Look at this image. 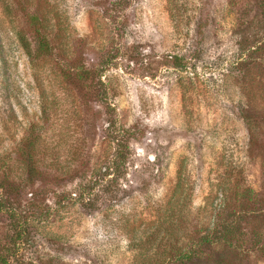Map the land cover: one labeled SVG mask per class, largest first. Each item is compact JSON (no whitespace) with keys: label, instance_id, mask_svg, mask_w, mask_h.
<instances>
[{"label":"rangeland","instance_id":"obj_1","mask_svg":"<svg viewBox=\"0 0 264 264\" xmlns=\"http://www.w3.org/2000/svg\"><path fill=\"white\" fill-rule=\"evenodd\" d=\"M0 264H264V0H0Z\"/></svg>","mask_w":264,"mask_h":264},{"label":"trees","instance_id":"obj_2","mask_svg":"<svg viewBox=\"0 0 264 264\" xmlns=\"http://www.w3.org/2000/svg\"><path fill=\"white\" fill-rule=\"evenodd\" d=\"M141 247L143 248L144 246H141ZM189 255H191V254H190V253H186L185 256H184V259H185V258H188Z\"/></svg>","mask_w":264,"mask_h":264}]
</instances>
